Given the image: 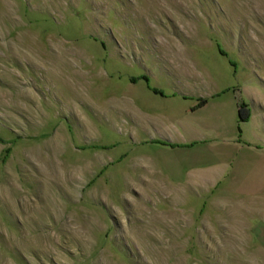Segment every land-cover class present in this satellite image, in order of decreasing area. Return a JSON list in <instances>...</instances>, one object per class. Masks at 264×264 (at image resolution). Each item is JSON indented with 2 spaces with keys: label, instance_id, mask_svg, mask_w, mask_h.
Returning a JSON list of instances; mask_svg holds the SVG:
<instances>
[{
  "label": "rangeland",
  "instance_id": "obj_1",
  "mask_svg": "<svg viewBox=\"0 0 264 264\" xmlns=\"http://www.w3.org/2000/svg\"><path fill=\"white\" fill-rule=\"evenodd\" d=\"M263 70L264 0H0V264H261L202 243L231 200H172L196 156L157 132Z\"/></svg>",
  "mask_w": 264,
  "mask_h": 264
},
{
  "label": "crops",
  "instance_id": "obj_2",
  "mask_svg": "<svg viewBox=\"0 0 264 264\" xmlns=\"http://www.w3.org/2000/svg\"><path fill=\"white\" fill-rule=\"evenodd\" d=\"M249 81L242 90L237 87L234 89L231 102L218 98L203 100L199 94L201 100L193 106L191 112L212 109V113L204 120L209 128L205 136L189 138L190 130L187 125L177 136H171L169 132L160 129L157 135L165 143L176 147L174 149L181 152L182 156L191 159L192 154L196 156L193 166L184 172V178L174 181L176 188L168 189L172 200L177 202L194 199L206 204L207 199L215 195L218 198L225 195L231 200L221 199L229 205L225 204L222 208L224 216L221 219L225 220L222 224L219 221L218 226L205 215V207L197 213L202 223L199 227L207 234L202 243L207 240V248L213 242L216 249L254 251L250 254L252 258L257 263L264 264V70L262 85L254 78ZM180 94L184 98L194 95L186 85ZM220 94L221 92H216L213 96ZM241 96H246L251 113L249 120L244 123H240L238 114ZM226 117L230 119V124L223 122ZM155 137L157 136H151L153 139ZM214 139L219 140V146L229 149L217 153L219 149L216 146L204 144L205 141ZM182 159V163L172 164L171 169L180 170L181 165L185 166V157ZM213 159L220 163H212ZM227 176L231 177V182L223 184ZM209 238L214 241H209Z\"/></svg>",
  "mask_w": 264,
  "mask_h": 264
},
{
  "label": "trees",
  "instance_id": "obj_3",
  "mask_svg": "<svg viewBox=\"0 0 264 264\" xmlns=\"http://www.w3.org/2000/svg\"><path fill=\"white\" fill-rule=\"evenodd\" d=\"M203 102H206V101H203ZM238 114H239L240 123L247 122L251 115L248 105L245 103H240Z\"/></svg>",
  "mask_w": 264,
  "mask_h": 264
}]
</instances>
